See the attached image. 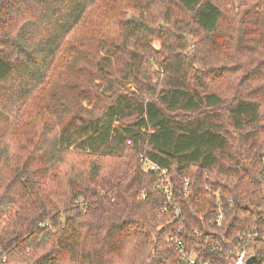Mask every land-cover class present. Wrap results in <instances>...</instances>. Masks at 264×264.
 Returning <instances> with one entry per match:
<instances>
[{
	"label": "trees",
	"instance_id": "1",
	"mask_svg": "<svg viewBox=\"0 0 264 264\" xmlns=\"http://www.w3.org/2000/svg\"><path fill=\"white\" fill-rule=\"evenodd\" d=\"M1 114L0 264H264V0H0Z\"/></svg>",
	"mask_w": 264,
	"mask_h": 264
},
{
	"label": "built area",
	"instance_id": "2",
	"mask_svg": "<svg viewBox=\"0 0 264 264\" xmlns=\"http://www.w3.org/2000/svg\"><path fill=\"white\" fill-rule=\"evenodd\" d=\"M146 168L152 169V170H158L157 167L154 164L149 165L148 163L146 164ZM159 171V170H158ZM161 176L165 174L164 170H160ZM166 191V189H165ZM222 220L221 215L217 217V224L218 226L220 225V221ZM253 236H257V233H253ZM246 237L249 239L251 236L250 235H242L240 238L243 241L242 246L235 252H233L227 259L228 264H245L246 260L250 257L249 255V248H248V240ZM169 241L174 245V249L179 251L182 261L185 264H210L208 262H203L199 261L195 258L194 255L191 254H186L183 252V245L182 242L177 239L176 237L171 236L169 238Z\"/></svg>",
	"mask_w": 264,
	"mask_h": 264
},
{
	"label": "rangeland",
	"instance_id": "3",
	"mask_svg": "<svg viewBox=\"0 0 264 264\" xmlns=\"http://www.w3.org/2000/svg\"><path fill=\"white\" fill-rule=\"evenodd\" d=\"M153 47L159 48V42L158 41H153L152 42ZM11 119L9 117H6L5 115H0V134L4 132L6 127L9 125Z\"/></svg>",
	"mask_w": 264,
	"mask_h": 264
},
{
	"label": "water",
	"instance_id": "4",
	"mask_svg": "<svg viewBox=\"0 0 264 264\" xmlns=\"http://www.w3.org/2000/svg\"><path fill=\"white\" fill-rule=\"evenodd\" d=\"M253 261V257H249L247 260H246V263L245 264H251Z\"/></svg>",
	"mask_w": 264,
	"mask_h": 264
}]
</instances>
